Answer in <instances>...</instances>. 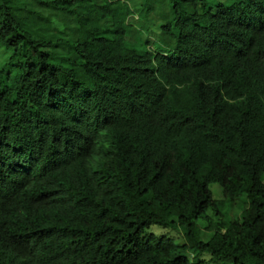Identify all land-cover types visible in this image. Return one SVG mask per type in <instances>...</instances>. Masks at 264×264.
I'll return each instance as SVG.
<instances>
[{
	"label": "trees",
	"instance_id": "obj_1",
	"mask_svg": "<svg viewBox=\"0 0 264 264\" xmlns=\"http://www.w3.org/2000/svg\"><path fill=\"white\" fill-rule=\"evenodd\" d=\"M29 1L0 0V264H264V0Z\"/></svg>",
	"mask_w": 264,
	"mask_h": 264
},
{
	"label": "rangeland",
	"instance_id": "obj_2",
	"mask_svg": "<svg viewBox=\"0 0 264 264\" xmlns=\"http://www.w3.org/2000/svg\"><path fill=\"white\" fill-rule=\"evenodd\" d=\"M10 5H17L19 4V7L24 6L25 5H31V1L29 0H8ZM139 1V5H144L145 2H147V0H138ZM208 2L210 1V3H212L214 0H207ZM227 2H230V0H225ZM164 5H168V1H165L164 4L161 3V1H156V5L153 6L155 9L153 10V14L149 13L148 15L145 13L144 15L141 16V18L139 20H137V17H132L130 19V23L131 24H135L137 21L140 22V25L135 26V32L138 34V39L136 40L137 42V48H145L146 45H148V47H150V45L153 43H155V41L157 40V38L159 37L160 34V29H159V22L160 20H158L157 16L153 17L154 15H159V13H163L164 10ZM141 7V6H140ZM137 20V21H136ZM158 20V21H157ZM23 21L25 22L26 20ZM27 22V21H26ZM25 22V27L30 29V26L27 25V23ZM59 25V24H58ZM128 39H131L132 41H134V38L129 37ZM148 41H151V44H148ZM152 44V45H153ZM153 48V46H152ZM12 53V50H8V49H1L0 50V63L2 62H6L8 56ZM209 188H211V190L213 191L214 196H216V198H219L220 195V191L218 188V185L215 182L210 183ZM240 213V210H232L231 212V216L232 217H237V215ZM151 230L152 232H154L157 236H162V235H167L170 237H174L178 242H182L184 240V228H173V227H162L159 225H151L148 229V231ZM212 233H204L203 235V239L207 240L211 237ZM193 253H188V257L190 259L193 258ZM211 257V255L209 253H204L202 255V258L209 263V258ZM212 264H233L232 261L228 260V261H217V263H212Z\"/></svg>",
	"mask_w": 264,
	"mask_h": 264
}]
</instances>
